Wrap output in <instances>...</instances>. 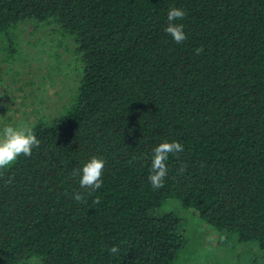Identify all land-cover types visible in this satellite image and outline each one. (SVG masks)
Instances as JSON below:
<instances>
[{
  "label": "trees",
  "instance_id": "obj_1",
  "mask_svg": "<svg viewBox=\"0 0 264 264\" xmlns=\"http://www.w3.org/2000/svg\"><path fill=\"white\" fill-rule=\"evenodd\" d=\"M27 24L71 39L82 67L73 101L28 126L40 146L0 169V264H173L181 219L154 214L169 199L264 251V0H0L3 61ZM165 141L184 151L153 189ZM94 156L103 183L86 191L72 173Z\"/></svg>",
  "mask_w": 264,
  "mask_h": 264
},
{
  "label": "rangeland",
  "instance_id": "obj_2",
  "mask_svg": "<svg viewBox=\"0 0 264 264\" xmlns=\"http://www.w3.org/2000/svg\"><path fill=\"white\" fill-rule=\"evenodd\" d=\"M37 27L19 28L17 62L3 61L6 52L0 50V130L28 127L42 113L56 116L77 94L82 63L75 44L53 27ZM170 213L181 219L184 239L173 264H237L240 255L244 262L259 258L264 264V251L256 243L240 244L236 235L214 229L177 199L167 200L154 214Z\"/></svg>",
  "mask_w": 264,
  "mask_h": 264
},
{
  "label": "clouds",
  "instance_id": "obj_3",
  "mask_svg": "<svg viewBox=\"0 0 264 264\" xmlns=\"http://www.w3.org/2000/svg\"><path fill=\"white\" fill-rule=\"evenodd\" d=\"M186 16V11L180 8H170L167 14L166 34L170 35L177 44L183 43L187 36L184 32V25L178 24L175 21L183 20ZM203 48L195 50L199 55ZM41 141L37 138L31 128L14 127L6 125L0 130V169H5L12 165L21 155L24 157H31L32 150L40 146ZM184 147L180 142L173 141L171 143L165 141L160 143L153 149L152 163L149 175V182L153 189H160L165 186L164 181L168 174L166 161L170 154L182 153ZM106 161L102 157H92L82 168L74 169L72 175L80 176V187L87 190H98L102 187V175L105 168ZM179 172L186 171V166L182 165ZM82 172V174H81ZM76 202H83L84 195L82 193H75L73 196ZM95 203L99 204L100 200L97 198ZM113 253L119 251L118 248H112Z\"/></svg>",
  "mask_w": 264,
  "mask_h": 264
}]
</instances>
